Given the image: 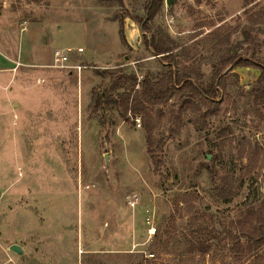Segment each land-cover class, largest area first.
Masks as SVG:
<instances>
[{"label": "rangeland", "instance_id": "374dc122", "mask_svg": "<svg viewBox=\"0 0 264 264\" xmlns=\"http://www.w3.org/2000/svg\"><path fill=\"white\" fill-rule=\"evenodd\" d=\"M144 1L0 0V55L8 61L0 69V264H144L155 242L153 264H182L186 256H194L186 264H247L242 232L264 206V166L246 202L247 184L236 189L240 165L229 163L228 145L219 153V142L264 146V113L237 94L254 85L259 69L227 71L226 90L204 124L186 117L171 134L170 120L162 122L159 171L146 153L142 115L93 104L94 90L120 72L141 79L163 71L144 45ZM261 8L264 0H176L149 24L189 50L206 84L216 37L229 34L226 45L237 48L244 25L264 31L253 20ZM247 46L239 52L249 57ZM55 49L71 67L54 65ZM255 56L264 61V46ZM227 173L236 177L228 202L227 187L217 189ZM208 244L207 253L195 249ZM259 254L256 263L264 264V245Z\"/></svg>", "mask_w": 264, "mask_h": 264}, {"label": "trees", "instance_id": "16d2710c", "mask_svg": "<svg viewBox=\"0 0 264 264\" xmlns=\"http://www.w3.org/2000/svg\"><path fill=\"white\" fill-rule=\"evenodd\" d=\"M118 1L122 4V0ZM163 3L164 0H145V16L143 20L138 18L141 22V29L144 31L145 48L160 61L163 71L144 73L141 79H138L134 72H120L111 80L107 88L100 91L94 90L92 98L94 106L98 109H101L106 102H111L122 117H126L128 112L132 115H142L146 153L154 171H159L164 164V141L161 136H157L162 122L170 120L171 134L180 133L186 117H188L187 121L194 124H204L208 115L216 113V100L226 90L225 74L227 71L236 67L250 66L259 69L254 85L248 91H245L243 87L239 88L237 94L240 99L259 107V110L264 113V61L255 56L261 46H264V39L259 40L257 34L264 33V31L260 28L254 30L251 26L244 25L241 29L243 39L237 43V48L226 45L229 41V34L216 37L219 46L207 57L213 71L209 81L204 84L202 82L204 74L198 69L200 63L195 58L194 60L191 58L189 50L177 46L160 27L152 28L149 24ZM253 20L264 24V8L253 15ZM120 30L122 31V27ZM253 30L256 32L251 34ZM147 32H150L149 37L146 36ZM246 43L247 49L250 50L249 57L239 52V48ZM190 60L197 64V68L185 64ZM136 85H138L137 88H135ZM163 106L167 107L166 111H163ZM226 145H228V161L234 168L240 165V175L237 179L234 173L222 176L217 189L220 187L219 189L223 190L227 187L230 195L224 199L227 202L230 201L235 193L231 191L233 181L236 179L238 182L236 189L247 184L248 196L245 198L247 202L255 189L257 174L264 166V146L247 140L223 138L219 142V153ZM253 214V218L245 224L242 232L245 238V253H248L247 264H258L256 262L262 257L259 251L264 245V206L260 210H255ZM159 244V242L152 244L148 253L154 254L155 257V249ZM191 244V246L195 245L193 242ZM210 248L211 245L208 244L195 249L203 254L207 253ZM193 258L194 256H186L182 264H186V261H193ZM149 262L150 259L144 258V264Z\"/></svg>", "mask_w": 264, "mask_h": 264}, {"label": "built area", "instance_id": "2783aa9c", "mask_svg": "<svg viewBox=\"0 0 264 264\" xmlns=\"http://www.w3.org/2000/svg\"><path fill=\"white\" fill-rule=\"evenodd\" d=\"M53 55H54L53 61H54L55 66H59V67H63V68L71 67V65H69V57L63 50L55 49L53 52ZM73 67L79 71V70H81L82 66L76 65ZM136 120L138 121V119H136ZM138 125H139V121H138ZM136 201H137L136 196H130L129 197L128 202L131 206H134ZM146 223L148 225L147 233L149 234V236L154 235L156 228H155V226H153V221L149 217H147ZM146 258L151 260L152 258H154V254L148 253V254H146ZM148 264H153V263L149 262Z\"/></svg>", "mask_w": 264, "mask_h": 264}, {"label": "water", "instance_id": "95a60500", "mask_svg": "<svg viewBox=\"0 0 264 264\" xmlns=\"http://www.w3.org/2000/svg\"><path fill=\"white\" fill-rule=\"evenodd\" d=\"M176 0H164V3L167 8H170ZM104 161L107 162V154H104ZM10 250L14 251L17 254H22L23 249L18 244H12L10 245Z\"/></svg>", "mask_w": 264, "mask_h": 264}, {"label": "crops", "instance_id": "0c3cea01", "mask_svg": "<svg viewBox=\"0 0 264 264\" xmlns=\"http://www.w3.org/2000/svg\"><path fill=\"white\" fill-rule=\"evenodd\" d=\"M6 66H8V61L3 59L2 56L0 55V69L7 68Z\"/></svg>", "mask_w": 264, "mask_h": 264}]
</instances>
